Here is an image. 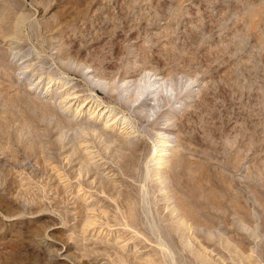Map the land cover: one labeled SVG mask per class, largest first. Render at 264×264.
Wrapping results in <instances>:
<instances>
[{"label": "rangeland", "instance_id": "1", "mask_svg": "<svg viewBox=\"0 0 264 264\" xmlns=\"http://www.w3.org/2000/svg\"><path fill=\"white\" fill-rule=\"evenodd\" d=\"M0 264H264V0H0Z\"/></svg>", "mask_w": 264, "mask_h": 264}, {"label": "bare ground", "instance_id": "2", "mask_svg": "<svg viewBox=\"0 0 264 264\" xmlns=\"http://www.w3.org/2000/svg\"><path fill=\"white\" fill-rule=\"evenodd\" d=\"M153 84H158L159 86L161 85V81L160 80H154L153 81ZM152 83L150 84V85H153ZM147 85L148 84H145V85H143L142 87H141V92L144 94L146 91H147ZM154 86V85H153ZM153 88V87H152ZM151 93V92H150ZM149 93V94H150ZM66 94H68L69 95V93L67 92ZM73 94H74V92H73ZM147 94V93H146ZM68 95H67V97H68ZM75 95V94H74ZM70 96V95H69ZM72 96V95H71ZM144 96V95H143ZM74 97H72V99H73ZM88 104V103H87ZM84 107L86 106V104L85 105H83ZM108 108V107H107ZM107 108H104V107H102V108H100L99 109V111H101V113H108V115H110L111 113H110V111H108L107 110ZM109 109V108H108ZM110 113V114H109ZM116 118V117H115ZM115 118H113L112 120H111V124H114L116 121H115ZM105 126V125H104ZM161 136V135H160ZM159 136V137H160ZM167 136V135H166ZM165 135H162L160 138H161V140H159L160 142H161V144L165 147L164 149H162L161 151H160V155H159V157H157L158 158V160H157V162L158 163H161V164H164L165 163V159L170 155V145L168 144V142H169V139L166 137ZM158 141V142H159ZM159 144V143H158ZM158 153V152H157ZM160 164V165H161Z\"/></svg>", "mask_w": 264, "mask_h": 264}]
</instances>
